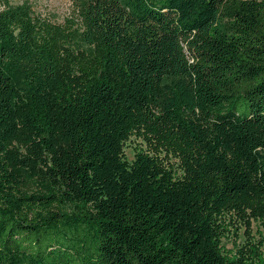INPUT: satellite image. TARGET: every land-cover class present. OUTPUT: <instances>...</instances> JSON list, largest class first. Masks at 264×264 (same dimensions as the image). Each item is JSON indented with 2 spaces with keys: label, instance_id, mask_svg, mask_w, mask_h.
Returning <instances> with one entry per match:
<instances>
[{
  "label": "trees",
  "instance_id": "trees-1",
  "mask_svg": "<svg viewBox=\"0 0 264 264\" xmlns=\"http://www.w3.org/2000/svg\"><path fill=\"white\" fill-rule=\"evenodd\" d=\"M72 1L0 0V264H250L219 217L264 220V0Z\"/></svg>",
  "mask_w": 264,
  "mask_h": 264
},
{
  "label": "rangeland",
  "instance_id": "rangeland-1",
  "mask_svg": "<svg viewBox=\"0 0 264 264\" xmlns=\"http://www.w3.org/2000/svg\"><path fill=\"white\" fill-rule=\"evenodd\" d=\"M12 4L29 2L35 13L42 19L63 24L76 18L72 0H10ZM139 152L158 155L168 168L179 175L181 162L177 154L163 147H155V143L145 137L133 135L124 145L125 158L132 162ZM221 246L229 256L251 257L250 264H264V220L256 216L252 210H225L219 217ZM263 259V260H262Z\"/></svg>",
  "mask_w": 264,
  "mask_h": 264
}]
</instances>
